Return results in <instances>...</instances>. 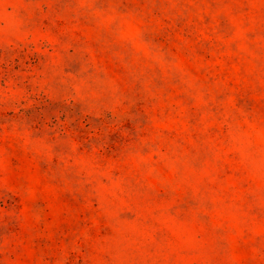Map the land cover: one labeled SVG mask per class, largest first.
Segmentation results:
<instances>
[{
    "label": "rangeland",
    "instance_id": "obj_1",
    "mask_svg": "<svg viewBox=\"0 0 264 264\" xmlns=\"http://www.w3.org/2000/svg\"><path fill=\"white\" fill-rule=\"evenodd\" d=\"M0 264H264V0H0Z\"/></svg>",
    "mask_w": 264,
    "mask_h": 264
}]
</instances>
